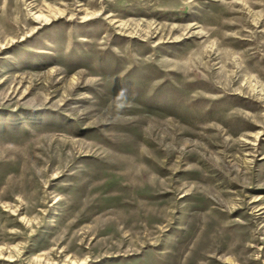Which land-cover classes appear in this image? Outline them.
I'll list each match as a JSON object with an SVG mask.
<instances>
[{"label":"rangeland","instance_id":"1","mask_svg":"<svg viewBox=\"0 0 264 264\" xmlns=\"http://www.w3.org/2000/svg\"><path fill=\"white\" fill-rule=\"evenodd\" d=\"M0 264H264V0H0Z\"/></svg>","mask_w":264,"mask_h":264},{"label":"bare ground","instance_id":"2","mask_svg":"<svg viewBox=\"0 0 264 264\" xmlns=\"http://www.w3.org/2000/svg\"><path fill=\"white\" fill-rule=\"evenodd\" d=\"M38 18H39V17H38ZM38 18H37V19H38Z\"/></svg>","mask_w":264,"mask_h":264}]
</instances>
